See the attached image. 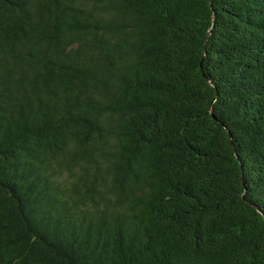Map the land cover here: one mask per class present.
<instances>
[{"label": "trees", "instance_id": "16d2710c", "mask_svg": "<svg viewBox=\"0 0 264 264\" xmlns=\"http://www.w3.org/2000/svg\"><path fill=\"white\" fill-rule=\"evenodd\" d=\"M0 264H264V0H0Z\"/></svg>", "mask_w": 264, "mask_h": 264}]
</instances>
